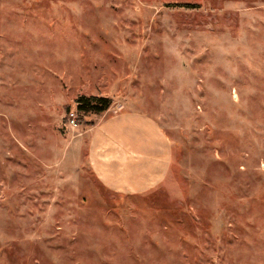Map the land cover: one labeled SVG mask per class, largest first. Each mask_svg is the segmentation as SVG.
Here are the masks:
<instances>
[{"label": "rangeland", "instance_id": "rangeland-1", "mask_svg": "<svg viewBox=\"0 0 264 264\" xmlns=\"http://www.w3.org/2000/svg\"><path fill=\"white\" fill-rule=\"evenodd\" d=\"M80 96L157 122L152 188L99 179ZM0 264H264V0H0Z\"/></svg>", "mask_w": 264, "mask_h": 264}, {"label": "crops", "instance_id": "crops-1", "mask_svg": "<svg viewBox=\"0 0 264 264\" xmlns=\"http://www.w3.org/2000/svg\"><path fill=\"white\" fill-rule=\"evenodd\" d=\"M106 112L90 133L89 161L95 173L115 190L142 192L152 188L166 172L170 148L165 145L157 122L151 117L139 124L141 116H148L138 111H119L103 124ZM145 131L149 135L154 132L161 147L150 148L148 139H144Z\"/></svg>", "mask_w": 264, "mask_h": 264}, {"label": "trees", "instance_id": "trees-1", "mask_svg": "<svg viewBox=\"0 0 264 264\" xmlns=\"http://www.w3.org/2000/svg\"><path fill=\"white\" fill-rule=\"evenodd\" d=\"M190 6L189 4H181ZM77 110L82 113L94 112L102 113L109 109L111 98L105 96H80L76 100Z\"/></svg>", "mask_w": 264, "mask_h": 264}, {"label": "built area", "instance_id": "built-area-1", "mask_svg": "<svg viewBox=\"0 0 264 264\" xmlns=\"http://www.w3.org/2000/svg\"><path fill=\"white\" fill-rule=\"evenodd\" d=\"M78 119H77V115L75 111H71L68 114V122L66 123V125L75 128L78 126Z\"/></svg>", "mask_w": 264, "mask_h": 264}]
</instances>
